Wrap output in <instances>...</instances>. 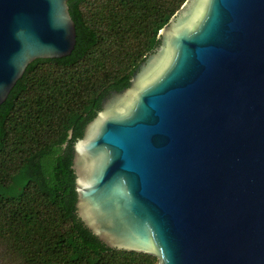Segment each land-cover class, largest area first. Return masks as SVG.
<instances>
[{"label": "water", "instance_id": "95a60500", "mask_svg": "<svg viewBox=\"0 0 264 264\" xmlns=\"http://www.w3.org/2000/svg\"><path fill=\"white\" fill-rule=\"evenodd\" d=\"M0 0V106L76 44L67 3ZM76 213L158 264H264V0H186L73 147Z\"/></svg>", "mask_w": 264, "mask_h": 264}, {"label": "trees", "instance_id": "16d2710c", "mask_svg": "<svg viewBox=\"0 0 264 264\" xmlns=\"http://www.w3.org/2000/svg\"><path fill=\"white\" fill-rule=\"evenodd\" d=\"M186 0H73L68 57L35 60L0 106V246L17 264H158L108 248L78 218L73 144L129 86ZM13 263V262H12Z\"/></svg>", "mask_w": 264, "mask_h": 264}, {"label": "rangeland", "instance_id": "374dc122", "mask_svg": "<svg viewBox=\"0 0 264 264\" xmlns=\"http://www.w3.org/2000/svg\"><path fill=\"white\" fill-rule=\"evenodd\" d=\"M6 252H4V247L0 246V264H17V261L6 258ZM13 262V263H12Z\"/></svg>", "mask_w": 264, "mask_h": 264}]
</instances>
